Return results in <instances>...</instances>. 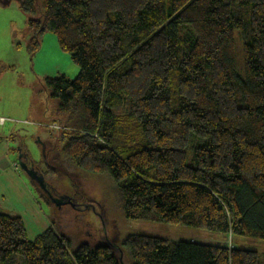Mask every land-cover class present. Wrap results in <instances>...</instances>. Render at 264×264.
Segmentation results:
<instances>
[{
  "label": "trees",
  "instance_id": "trees-1",
  "mask_svg": "<svg viewBox=\"0 0 264 264\" xmlns=\"http://www.w3.org/2000/svg\"><path fill=\"white\" fill-rule=\"evenodd\" d=\"M20 3L29 53L52 32L79 67L37 86L33 121L60 126L44 141L47 174H109L128 219L264 240V0ZM93 217L85 238L54 223L30 239L21 216L0 211V264H71L70 253L76 264H264L221 240L133 232L116 237L120 258Z\"/></svg>",
  "mask_w": 264,
  "mask_h": 264
},
{
  "label": "rangeland",
  "instance_id": "rangeland-1",
  "mask_svg": "<svg viewBox=\"0 0 264 264\" xmlns=\"http://www.w3.org/2000/svg\"><path fill=\"white\" fill-rule=\"evenodd\" d=\"M30 34L27 16L21 9L19 0H0V112L10 119L2 125H5L7 132L14 131L10 135L12 137L10 147H12L11 154L15 158L18 156V146H22L26 149L27 153L28 151L30 152L32 158L40 160L46 149L44 152L42 151L43 146H41L39 138L53 143L57 136L53 128L59 129V127H56V123L54 122L37 124L36 121H33L37 118L31 112V107L38 100L41 101L43 99L42 91L38 90L37 87L39 80L48 74L56 75L62 73L58 70H64L68 74L73 75V72L77 71L79 67L74 64L70 56L61 50L57 43V37L52 32L45 33L41 49L35 52L34 55H31L27 47V43L31 37ZM236 49L238 71L243 74L239 43ZM43 69L46 72H42L41 74L40 71ZM49 69L51 73H47ZM75 76L73 75V77ZM17 164L19 165V163ZM74 169L70 167L68 168L69 171L58 170L57 179H60L62 183L70 179L72 181L73 178L70 175ZM21 171L23 172L22 169ZM75 171L77 172V180L74 181L73 186H80L81 193L84 192L85 198L81 202V205L85 208L82 210H72L69 208L63 212L56 208L55 203L51 201L46 202L44 196L42 198L41 195V191L43 190H40L39 187L32 183L26 173L23 172L30 183L29 191L32 190L37 197V201L40 202L41 212L43 211L48 214L50 222L53 224L57 223L63 231L77 230L80 237L85 238V235H88L87 231H93L94 227L96 229L98 227L93 213L97 218H99L100 213L103 215L104 221H106V232H108L110 237L112 235V237L118 236V239L133 232L152 236L156 235L174 241L193 238L210 243L221 240V236L216 233L183 223L174 224L146 218L128 219L124 216L123 209L121 208L122 198L113 178L109 174L83 173L76 169ZM59 186L67 188L66 184ZM69 186L71 188V184ZM41 199H44V201H41ZM12 203L17 207L22 206L20 200H13ZM99 221H101L100 218ZM220 242L228 244L231 247L236 244L241 248L257 250L260 253V259L264 262L263 239L235 235L232 239L223 238ZM69 260L71 264H76L74 256L71 253L69 254Z\"/></svg>",
  "mask_w": 264,
  "mask_h": 264
},
{
  "label": "crops",
  "instance_id": "crops-1",
  "mask_svg": "<svg viewBox=\"0 0 264 264\" xmlns=\"http://www.w3.org/2000/svg\"><path fill=\"white\" fill-rule=\"evenodd\" d=\"M78 70L74 71L73 75H77L79 73ZM58 71H61L69 78L73 77V75L68 74L64 70ZM42 72L46 71L43 69L40 73L42 74ZM47 73H51L50 69ZM0 115L4 114L0 112ZM4 127L5 125L0 124V211H5L13 216H21L24 224H26L27 234L32 239L52 226L53 223L50 222L48 214L41 212L40 202L37 201L35 193L32 190L29 191L30 183L17 164L18 158L11 154L10 140L12 141V137L10 135L14 131L7 132L6 127L2 130ZM5 134L6 136H4ZM13 200H20L22 206H15L12 203Z\"/></svg>",
  "mask_w": 264,
  "mask_h": 264
},
{
  "label": "flooded vegetation",
  "instance_id": "flooded-vegetation-1",
  "mask_svg": "<svg viewBox=\"0 0 264 264\" xmlns=\"http://www.w3.org/2000/svg\"><path fill=\"white\" fill-rule=\"evenodd\" d=\"M47 148L46 144H45V149ZM23 151H25L26 153H24L25 155L23 156V158L25 159V161L27 162L28 165H32L34 168L38 169L39 171H41L44 175V178L46 179L47 181V186L49 188V190H51V194L53 195H58V196H62V195H69L71 200H72V203L71 202H68V203H64L63 205L61 206H56V208L63 212L64 210L66 209H72V210H75V209H79L80 208V205H81V202L84 201L83 199L85 198L84 197V193H81L80 189H78L76 186H73V184L75 182H72V181H68L69 184H71V188H62V187H58V185H63V184H66V182H61L60 179H57V176H51L49 174H47V172L49 171V168H48V165H52L53 162H55L54 160H50L49 159V153L47 150L42 154V158L40 160H35L34 158H32V156L30 155V152L26 150H24V147H23ZM51 162V163H50ZM42 166H44L42 168ZM24 172V171H23ZM25 173V172H24ZM31 180V179H29ZM32 183H34L37 187L38 184L31 180ZM40 189V188H39ZM42 190V189H40ZM44 197L47 198L48 201H51V198L49 196V194L46 192V191H42ZM52 203H54L53 201H51ZM74 203V207H73V204ZM83 207V206H82ZM81 213V212H79ZM86 233H89V231H87ZM90 234V233H89ZM113 236V235H112ZM111 236V237H112Z\"/></svg>",
  "mask_w": 264,
  "mask_h": 264
},
{
  "label": "water",
  "instance_id": "water-1",
  "mask_svg": "<svg viewBox=\"0 0 264 264\" xmlns=\"http://www.w3.org/2000/svg\"><path fill=\"white\" fill-rule=\"evenodd\" d=\"M20 2V0H19ZM40 140V144L41 146H43V149L42 151L44 152L45 150V142L39 138ZM24 153H26L25 151H23V147L22 146H18V163H19V166L20 168L26 173L27 177L33 181H35L39 188L46 191L50 198H51V201H53L55 203L56 206H61L63 205L64 203H68V202H71L72 203V200L70 198L69 195H62V196H58V195H52L51 194V190H49L48 186H47V181L46 179L44 178V175L41 171H39L38 169L34 168L32 165H28L27 162L25 161V159L23 158V156L25 155ZM73 207L75 206L74 203L72 204ZM83 205H80V208L79 209H84L85 207H82ZM94 210V209H93ZM99 218L101 219L102 223H103V231L105 232L103 238L105 239L106 243L111 246L113 249L115 250H120V258H122V253H121V249H120V246L118 243H116L115 241V238L116 237H110L108 232L107 231V226L105 224V221H104V218H103V215L99 213ZM122 264L123 261L121 260Z\"/></svg>",
  "mask_w": 264,
  "mask_h": 264
},
{
  "label": "built area",
  "instance_id": "built-area-1",
  "mask_svg": "<svg viewBox=\"0 0 264 264\" xmlns=\"http://www.w3.org/2000/svg\"><path fill=\"white\" fill-rule=\"evenodd\" d=\"M10 120L8 117L0 116V124H5L6 121ZM53 126V124H52ZM56 127H60L59 125L55 124Z\"/></svg>",
  "mask_w": 264,
  "mask_h": 264
},
{
  "label": "bare ground",
  "instance_id": "bare-ground-1",
  "mask_svg": "<svg viewBox=\"0 0 264 264\" xmlns=\"http://www.w3.org/2000/svg\"><path fill=\"white\" fill-rule=\"evenodd\" d=\"M13 119H14V118H13ZM14 120H15V119H14ZM105 223H106V221H105ZM110 225H111V224H110ZM110 225H109V226H110ZM106 226H107V225H106ZM109 230H110V229H109ZM109 233H110V232H109ZM110 234H111V233H110ZM109 236H110V235H109Z\"/></svg>",
  "mask_w": 264,
  "mask_h": 264
}]
</instances>
